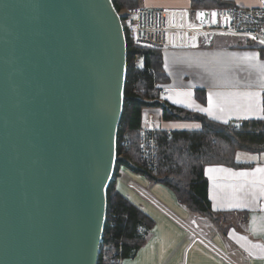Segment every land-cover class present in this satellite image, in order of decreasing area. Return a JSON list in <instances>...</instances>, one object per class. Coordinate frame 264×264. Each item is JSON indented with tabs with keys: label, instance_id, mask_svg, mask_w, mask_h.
<instances>
[{
	"label": "water",
	"instance_id": "95a60500",
	"mask_svg": "<svg viewBox=\"0 0 264 264\" xmlns=\"http://www.w3.org/2000/svg\"><path fill=\"white\" fill-rule=\"evenodd\" d=\"M127 51L113 0H0V264H98Z\"/></svg>",
	"mask_w": 264,
	"mask_h": 264
},
{
	"label": "crops",
	"instance_id": "0c3cea01",
	"mask_svg": "<svg viewBox=\"0 0 264 264\" xmlns=\"http://www.w3.org/2000/svg\"><path fill=\"white\" fill-rule=\"evenodd\" d=\"M220 1L240 9L261 5L260 0ZM140 5V8L164 9L171 21L175 22L177 16L181 23L199 22L198 14L204 10L194 8L192 0H141ZM166 39L167 46L160 50L168 77V83L162 86L170 91L164 99L167 105L223 125L264 120L261 101L264 54L259 46L245 38L224 35L169 34ZM197 92L203 94L206 103L197 99ZM247 93L258 95L249 97ZM209 108L211 113L201 110ZM142 126L169 133L202 129L198 122L164 121L162 108L146 109ZM243 153L249 156L241 158ZM237 160L251 166L205 168L211 213L204 215L191 211L168 186L152 182L143 173L135 174L122 165L115 189L153 224L147 231L140 229L146 234V242L122 264H264V195L260 194L258 184L261 174L233 175L264 168V152H241ZM210 168L215 171L209 172ZM130 181L144 190V194L128 186ZM253 181L257 183L254 185ZM236 204L246 207L237 208Z\"/></svg>",
	"mask_w": 264,
	"mask_h": 264
},
{
	"label": "trees",
	"instance_id": "16d2710c",
	"mask_svg": "<svg viewBox=\"0 0 264 264\" xmlns=\"http://www.w3.org/2000/svg\"><path fill=\"white\" fill-rule=\"evenodd\" d=\"M141 0H113L122 22L128 14L123 11L140 8ZM196 9L213 10L235 8L220 0H192ZM128 42V73L124 91V110L117 137L115 171L108 188L107 217L98 264H118L119 259L131 258L146 242V234L152 222L128 199L115 189L120 167L126 166L133 173H143L152 182L171 188L177 199L191 211L211 213L208 185L205 177L207 166L222 165L233 168L247 167L240 163L241 152L260 154L264 152V120L223 125L205 116L183 108L153 102L161 98L160 87L168 83L164 72V57L160 49L136 48L131 39V30L125 27ZM264 54V48L260 47ZM135 55H143L141 68H134ZM197 99L206 103V98L197 92ZM162 108L164 121H193L201 124L200 131H158L156 166L143 168L140 160L139 132L143 128V113L146 109ZM125 143V145H124ZM121 257V258H120Z\"/></svg>",
	"mask_w": 264,
	"mask_h": 264
},
{
	"label": "built area",
	"instance_id": "2783aa9c",
	"mask_svg": "<svg viewBox=\"0 0 264 264\" xmlns=\"http://www.w3.org/2000/svg\"><path fill=\"white\" fill-rule=\"evenodd\" d=\"M261 5L256 8L240 9V8H224L209 10L208 23H181L171 21L169 13L164 9H148L135 8L129 11L127 22L124 27L131 30L132 43L136 48H154L164 49L167 46V37L170 35H186V36H216L224 35L231 37H240L255 43V45L263 47L261 43L264 40V0H260ZM216 15L213 16L212 13ZM145 59L143 55H135L132 60L134 68H141ZM161 98L155 99L166 105L165 100L169 97L170 91L167 88L160 87ZM262 110L264 115V90L262 93ZM240 122L234 124L237 130ZM120 129V127H119ZM158 131L153 129L142 128L139 132L140 138V160L142 167L153 169L156 166L158 143ZM125 145V143H124ZM122 159L123 156H117ZM128 186L144 194L135 182L130 181ZM218 254L227 259V256L213 248ZM121 258V257H120ZM124 259H119L118 264H122Z\"/></svg>",
	"mask_w": 264,
	"mask_h": 264
},
{
	"label": "snow or ice",
	"instance_id": "6c2138e0",
	"mask_svg": "<svg viewBox=\"0 0 264 264\" xmlns=\"http://www.w3.org/2000/svg\"><path fill=\"white\" fill-rule=\"evenodd\" d=\"M200 15H203L202 13ZM213 16L216 15L215 12L212 13ZM262 44H264V40L261 41ZM247 96L251 97V96H255L258 94L255 93H247ZM209 103L211 104V97L209 98ZM252 105H249V108H251ZM202 111H209V113H211V109H201ZM221 171H231L229 169H220ZM209 172L211 171H215V169H209ZM257 173L261 174L258 180V184L260 187V194L264 195V168H256L253 170V172L249 173V172H239V173H233V175L238 176V177H249V176H255ZM257 183V181H253V184L255 185ZM237 208H241V207H246V205H242V204H236L234 205Z\"/></svg>",
	"mask_w": 264,
	"mask_h": 264
},
{
	"label": "rangeland",
	"instance_id": "374dc122",
	"mask_svg": "<svg viewBox=\"0 0 264 264\" xmlns=\"http://www.w3.org/2000/svg\"><path fill=\"white\" fill-rule=\"evenodd\" d=\"M203 11V10H202ZM209 11V10H208ZM125 13H129V12H127V11H123L122 12V15H124ZM125 25V24H124ZM251 43H253V42H251ZM253 44H255V43H253ZM134 45V44H133ZM260 47V46H259ZM243 156H246V157H248L249 155L248 154H245V153H243V155H241V158L243 157ZM218 253V252H217ZM223 254V253H222ZM225 255V254H224Z\"/></svg>",
	"mask_w": 264,
	"mask_h": 264
}]
</instances>
